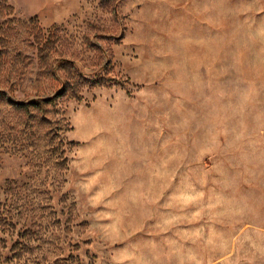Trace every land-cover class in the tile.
<instances>
[{"label": "rangeland", "instance_id": "374dc122", "mask_svg": "<svg viewBox=\"0 0 264 264\" xmlns=\"http://www.w3.org/2000/svg\"><path fill=\"white\" fill-rule=\"evenodd\" d=\"M0 264H264V0H0Z\"/></svg>", "mask_w": 264, "mask_h": 264}, {"label": "trees", "instance_id": "16d2710c", "mask_svg": "<svg viewBox=\"0 0 264 264\" xmlns=\"http://www.w3.org/2000/svg\"><path fill=\"white\" fill-rule=\"evenodd\" d=\"M66 90V85L63 86L58 92H57V96H60L63 94V92ZM77 96V94H75ZM79 97V96H78ZM53 98L52 97H49V98H46L45 101H51ZM23 103H18V106L22 105ZM36 104V103H35Z\"/></svg>", "mask_w": 264, "mask_h": 264}]
</instances>
